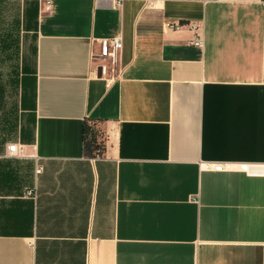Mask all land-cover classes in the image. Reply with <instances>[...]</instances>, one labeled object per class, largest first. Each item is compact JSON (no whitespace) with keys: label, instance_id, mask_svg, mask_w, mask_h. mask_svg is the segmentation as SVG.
<instances>
[{"label":"crops","instance_id":"obj_1","mask_svg":"<svg viewBox=\"0 0 264 264\" xmlns=\"http://www.w3.org/2000/svg\"><path fill=\"white\" fill-rule=\"evenodd\" d=\"M0 264H264V0H0Z\"/></svg>","mask_w":264,"mask_h":264},{"label":"built area","instance_id":"obj_2","mask_svg":"<svg viewBox=\"0 0 264 264\" xmlns=\"http://www.w3.org/2000/svg\"><path fill=\"white\" fill-rule=\"evenodd\" d=\"M178 1H196V0H178ZM49 9V4H48ZM175 29H180L182 27L181 24H175L173 26ZM100 43V53L97 58H101L104 61L108 62V66L102 65L100 67L102 76L106 74L107 70H114L113 68L116 66L117 59L119 54L121 53L123 42L122 38L120 36L113 38V39H101L99 40ZM197 45H201L202 41L201 38L198 37V40H196ZM18 152V145L12 144L8 147V156H13L17 154ZM214 169L217 171H224V170H230L232 169L230 165L224 166V165H215Z\"/></svg>","mask_w":264,"mask_h":264},{"label":"trees","instance_id":"obj_3","mask_svg":"<svg viewBox=\"0 0 264 264\" xmlns=\"http://www.w3.org/2000/svg\"><path fill=\"white\" fill-rule=\"evenodd\" d=\"M83 141L85 155L91 159L104 156L106 141L104 131L98 127V122L86 119L83 126Z\"/></svg>","mask_w":264,"mask_h":264}]
</instances>
